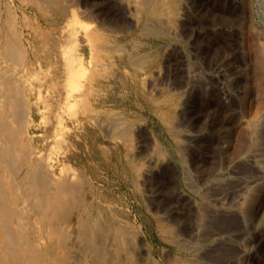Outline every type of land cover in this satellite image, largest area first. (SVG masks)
I'll return each instance as SVG.
<instances>
[{
	"label": "rangeland",
	"instance_id": "rangeland-1",
	"mask_svg": "<svg viewBox=\"0 0 264 264\" xmlns=\"http://www.w3.org/2000/svg\"><path fill=\"white\" fill-rule=\"evenodd\" d=\"M48 1L51 2L2 0L0 3V25H4L5 34L11 38L15 34L21 37L20 43L28 52L27 62L37 69L25 79L23 95L29 99V106L35 109V113L28 118L29 128L21 136L29 144L27 148L32 155L37 153L47 158L54 175L52 180L57 181V184L51 182V189L57 195L62 192L67 200L60 207L52 205V198H48L51 209L44 203L41 208L38 206L42 211L36 206L30 210L31 221L41 231L43 229L40 255L45 256L41 257V264H131L126 252L118 247L123 239L130 244L129 251L132 249L130 253L137 258L136 264L162 263L167 248L161 250L154 240L161 233L159 221L164 226H171L181 239L191 238L203 244L217 241L222 237L221 230L228 232L229 228L213 226L215 232L212 226L200 229L195 224L197 218L193 217L197 215L196 211H200L209 199L217 206H231L239 202L245 191L264 185V171L238 162L233 150V143L240 136L236 123L246 109V102L254 98V88H251L254 83L248 88L243 74L251 57L264 50V0H217L208 6L203 4L204 0H163L162 9L154 15L145 11L141 0ZM10 4L12 10L9 11L16 18L8 14L6 7ZM205 25L226 27L231 30L228 33L231 38L220 34L204 53L194 42L198 39L200 26ZM9 28L17 32L13 31L12 36ZM203 54H208L207 59ZM96 57L101 62L99 66L92 63ZM70 64L77 65L78 80L81 81L72 87L63 83L67 77L64 66L69 67ZM223 64H228L227 70L219 76L215 71ZM188 70H192L191 75ZM94 71L97 74L92 75ZM82 76H88L89 81L84 82L86 79ZM191 76L200 81L192 84ZM90 87L92 91H88ZM84 90L88 95L83 96ZM72 95L76 97L72 98ZM79 95L84 101L88 99V106L83 105L85 103ZM73 103H76L75 107ZM68 104L71 107L65 108ZM216 112L221 114V126L218 127L213 122ZM197 115L200 120H194ZM90 117H94L95 122ZM116 119L124 123V129L114 127ZM206 137H209L208 141ZM59 141L60 145L56 146ZM62 145L65 146L62 148ZM29 146L33 147L30 149ZM260 159L264 161V155H260ZM66 169L69 174H65ZM75 169L80 170V176ZM62 170L65 171L64 176ZM61 175L63 179L66 177L65 182ZM71 177L81 186L76 189L73 186L77 185L71 181L73 185L70 186L80 193L76 194L73 189L69 196L67 192L72 188L64 184L69 183ZM61 184L64 185L62 188L59 187ZM178 189L179 194L176 192ZM159 191L161 196L166 195L164 201L159 200ZM170 193L175 196L170 197ZM180 193L182 195L178 198ZM187 198L192 200L189 202L185 200ZM185 201L190 205L186 207L188 212L194 210L190 215L193 214L191 220L196 219L193 220L195 228H192L194 226L188 217L178 218L170 213L173 205L181 203L178 207L186 206ZM54 206L60 213L54 214ZM103 207L104 212L101 211ZM41 214L48 215L51 224H56L53 223V227L48 225V219ZM39 215L42 217L38 218ZM115 221L129 223L135 232L128 229L121 240L114 232ZM249 221L248 228L246 224L244 228L237 227L224 235L232 237L233 250L237 247L235 254L248 249L251 251L246 264H264V235H259L264 225L259 226L257 220ZM59 222H63V226ZM211 229L214 234H211ZM204 231L211 234L208 240ZM200 233L203 237L199 236ZM97 244L99 253L96 254ZM1 245L0 241V253L3 255ZM109 250L113 257H110Z\"/></svg>",
	"mask_w": 264,
	"mask_h": 264
},
{
	"label": "bare ground",
	"instance_id": "bare-ground-1",
	"mask_svg": "<svg viewBox=\"0 0 264 264\" xmlns=\"http://www.w3.org/2000/svg\"><path fill=\"white\" fill-rule=\"evenodd\" d=\"M42 1H44V0H42ZM137 1H140V0H137ZM204 1L205 2H203V4L205 3V5L207 4V6H208V4H210V2H212V1L215 2L217 0H204ZM48 2H50V1H48ZM141 2L143 4V6H144L145 11L146 12H151V14H153V15L158 13L162 9L163 0H141ZM0 3H2V0H0ZM50 3H52V0H51ZM7 4H8V2H7ZM6 8H8V11L12 10L11 9V4H10V7L8 5ZM8 14L9 15L11 14L10 16L12 18L15 17V16H13V12L9 11ZM152 19H155V18H152ZM159 19H162V22L164 21L162 17H160ZM13 22H14V19H13ZM196 24H199V23H196ZM158 25L159 24H157V27H158ZM153 27H156V25H153ZM14 28L17 29L16 27H14ZM15 29L12 30V28L11 29L9 28V32H10V34H12V36H13L14 32L15 33L17 32ZM147 29H148V27H147ZM166 29H168V28H166ZM164 31H167V30H164ZM168 31H169V29H168ZM195 31L197 32V30H195ZM161 32H163V31H161ZM229 32H231V30L226 29V27H216L215 28V27H212V26H209V25H205L203 27L200 26V29H199L198 35H197L198 39L196 40V43L194 42V45H197V48H200L205 53L207 51V49L211 46L213 41L215 39H217V37L220 34L223 35V33H224V35L225 34L226 35H230L229 38H231V34H228ZM173 33L175 34L176 32L173 31ZM16 35L17 34H15V37L13 36V38L8 37L5 34L4 25L3 24L0 25V241H1V244H2L1 247L3 246V248H4V251H2V252H4L3 255L0 253V264H41V262H42L41 261V259H42L41 257L45 256V254L44 255L42 254L43 256L40 255V253H41L40 252V244L42 242L41 239L43 237V233H42L43 229L41 231V229L37 228L35 226L34 222L31 221L32 218H31V211L30 210H31V208L34 209L33 207H35V206H36V208L38 206L41 208V206H43L44 203H45V206L47 205V208H50L51 205L49 203L50 200L48 198H52L51 199L52 205H56L57 204L60 207L62 205L64 206L66 204L67 200L65 199V197H63L64 194H61L62 192L60 193V195L59 194L57 195V193H54V189H51V182L53 181L52 178H53L54 175L52 176V169L49 166V164H47V158L44 159V157L40 156L41 154L39 155L37 153H33L34 155H32L31 154L32 152L30 153V151H28V148H27V146L29 144H26L25 141L23 140V137L21 136L29 128L30 121H29V124H28V118L30 117V115L33 116L34 113H35V111H34L35 109H33V108H31L29 106L30 105L29 99H26V97L23 95L24 88L26 87L25 79H27L28 77L32 76L35 72H37V69L33 65H31L30 63L27 62L28 52L25 50L26 48L23 47V45L20 43L22 41V40L20 41L21 37L19 38V36L18 35L16 36ZM223 41H221V42H223ZM194 45H193V47H194ZM103 46L105 48V45H103ZM212 46H213V44H212ZM262 46H263V44H262ZM96 47L98 49V46H96ZM119 48H122V47H119ZM262 49H264V48H262ZM256 51H257V49H256ZM263 51H257L254 54V57H251V60L248 62V66H247V68H246V70H245V72L243 74L245 80L248 83V88H249V86H250V84L252 82L254 83V85L251 84L253 86V87L251 86V88H254L253 89L254 98L251 101H249V103L246 102L247 103L246 109L244 110L243 114L240 115V118L238 117L239 120L236 123V128H237V131L239 132L238 134L240 136L237 139L238 141L236 140V142L233 143V150H234V153L236 155L235 157H236L237 161L240 162V163H243V164H247V166L251 165L252 167H256L260 171H264V163H263L264 161H261V159H260V155L261 156L264 155L263 154L264 153V54H263ZM94 52H93L92 55H94ZM95 54H97V52ZM208 54H206V55H208ZM203 55L206 57L205 54H203ZM93 57H95V56H93ZM64 58H66V57H64ZM130 58H131V56H130ZM95 59H96V61H99V60H97L98 59L97 57ZM95 59H94V62H92V63L93 64H97L99 66L101 62L99 61L98 63H95L96 62ZM206 59H207V57H206ZM225 59H227V58H225ZM64 61H65V59H64ZM75 64H76V62H75ZM227 65L228 64H226V65L223 64V65L217 66V69L215 71V72H217V75L220 76V75L225 74L226 73L225 71L227 70V68H226ZM64 67H65V70L67 71V73H66L67 77L65 79H63L64 80L63 83L67 84V86H71V87L74 86L75 83H79L80 84L81 81L78 80L77 65L75 66L74 64L73 65L70 64L69 67H67V65H65ZM95 67H94L93 70H95ZM91 68H92V66H91ZM86 70H88V67L86 68ZM91 70L92 69H90V71ZM97 71L96 72L94 71L91 74L92 75L94 73L97 74ZM191 71L192 70H190V72ZM190 72L188 70V73H190ZM81 73L79 75H81ZM191 73H190V75H191ZM86 75H84V76H86ZM92 75H90L91 81H92V78H91ZM214 75L216 76V74H214ZM214 75H213V78H215ZM84 76H82V78ZM87 77L83 78V79H86V80H84V82L85 81H87V82L89 81V80H87ZM191 81L193 82L192 84H195V82H197V81L199 82L200 80H197L195 76H191ZM244 83H246V82H244ZM77 88L80 89L79 87H77ZM80 90H82V89H80ZM92 90L93 89L91 88V90H88V91H92ZM84 93L85 94L83 96H85L86 94L88 95V92L85 91V90H84ZM77 94H79L78 91H77ZM241 95H242V93H241ZM81 96L79 95L78 97H80L82 99L83 96L82 97ZM75 97H76L75 95H72V98H75ZM241 99H243V97ZM82 100L84 101V98ZM82 100H81V102H83ZM87 100L84 101L85 104H83V103H78V104H83L85 106H88L89 104L87 103ZM65 102L66 101L64 100V103ZM219 102H221V101H219ZM219 102L217 104H219ZM244 102L245 101H243L242 103H244ZM75 104L73 105L74 107H75ZM228 104H230V103H228ZM69 106L70 105L68 104V106H65V108H67V107L69 108ZM90 107H91V105H90ZM218 107H219V105H218ZM85 108H87V107H85ZM240 108H243V107H240ZM211 109H213V108H211ZM218 109H220V108H218ZM67 110L68 109H66L65 111H67ZM82 111L85 114V111L83 109H82ZM226 111L229 112V110H226ZM63 112H64V108H63ZM194 112H197V110H194ZM194 112H193V114H194ZM199 112H200V110H199ZM87 115L90 116V114H87ZM43 116H45V115H43ZM226 116L227 117H229V116L231 117V114L229 113V116L228 115H226ZM44 118H46V117H44ZM93 118H91V120H94ZM220 118H221V114H219V112H216V114L214 115V119H213L215 121H213L211 119L214 122V126L215 127H218L221 124V119ZM197 119H198V115L195 116L194 120H197ZM224 119L226 120L227 118L224 117ZM44 120L45 119H43V121ZM47 120H49V119L47 118ZM198 120H200V119H198ZM93 122H95V120ZM54 124H55V122H54ZM123 124L124 123L120 119H116L114 127H117L119 130H122V129H124ZM224 125H225V123H224ZM106 126H108V125H106ZM112 126H113V124H112ZM66 129H68V128H66ZM128 131H131V130H128ZM227 131H229V130L227 129ZM129 133H131V132H129ZM220 133H221V131H220ZM222 133H224V131H222ZM222 135H224V134H222ZM226 136H228L227 133H226ZM224 137H225V135H224ZM206 138H207V141H208L209 137H206ZM26 140H28V137L26 138ZM32 143H33V141H32ZM33 145H35V144H33ZM59 145H60V141H59V144H57L56 146H59ZM63 146H65V145H62L61 147L63 148ZM228 146H226V147H228ZM31 147H33V146H31ZM31 147H30V149H31ZM181 148H182V145H181ZM223 148L225 149V147H223ZM36 149H37V147H36ZM66 153H64V154L66 155ZM63 156L64 155H62V158H63ZM45 157H47V156L45 155ZM62 163H64V162H62ZM236 164H238V163H236ZM211 166H213V165H211ZM214 166H213V168L217 167V166H215V167ZM243 166H245V165H242V167ZM64 167H62L61 169L65 170ZM199 167H200V165H199ZM208 168H209V171H210V167H208ZM67 169H69V168H67ZM200 169L202 171H204L201 167H200ZM64 170H62V173H61L62 175H63V172H65ZM75 170L78 171L77 169H75ZM79 171L76 172V173H78L77 175L80 176V174H79L80 172ZM75 172H74V174H75ZM198 173L200 175V172H198ZM65 174H69L68 170H67V172ZM72 174L73 173L71 172L70 176H72ZM62 175H61V177H62ZM77 175H76V178H77ZM207 175H209V173ZM58 178L59 177H57V179ZM62 179H63V177H62ZM64 179H63V181H64ZM157 180H155V181H157ZM213 180H215V179L213 178ZM68 181H69V183L66 182L64 184V185L68 184L69 185V186H67L68 188H72L71 186L73 184H70L71 181L76 184V182H74L75 179H73V177H71V179H69ZM87 181L88 180H86V182ZM55 182L57 184V181H53L54 184H55ZM167 182H168V180H167ZM62 185L63 184L59 185V187L62 188ZM220 185H218V187H220ZM225 185H228V184H225ZM80 186L81 185H79V186L78 185L77 186L74 185L73 187H76V189L78 187V189H79ZM67 187H66V189H67ZM161 188L162 187H160V189ZM221 188H223V187H221ZM232 188H234V187H232ZM55 189H59V188L55 187ZM66 189H64V191H66ZM73 189L76 190L75 188H72V189H69V190L67 189L68 190L67 194L68 195L70 194L69 191H71V193H72ZM155 189H158V188H155ZM56 192H58V191L56 190ZM161 192H162V189H161ZM161 192L159 191V193L157 195L160 196L159 200L162 201L163 198L166 197V195H165V197H163V195L161 196ZM169 192H171V191H169ZM176 192H178V194H179V189ZM77 193L79 194L80 190H76V194ZM174 193H175V191H174ZM220 193H221V191H220ZM173 194H171L169 196L171 197ZM181 195L182 194L180 193L178 198ZM69 196H71V195H69ZM173 196H175V195H173ZM173 196H172V198H173ZM169 200H171V199H169ZM185 200H188L190 202V200H192V199L190 198V200H189L187 198ZM209 200L205 201L204 207L202 209H200V211H196L197 215L193 216V217L197 218L198 221L195 218L193 220L197 221V222L195 221V224H197L200 229H204L205 230L207 228L209 229L208 226H212V227L213 226H218V228H220V229H223V228L224 229H226V228L228 229L229 228L228 230L233 231L237 227L238 228L241 227V226L243 227L246 224H247V228H248V224L250 225V223H249L250 221L249 220H253V221L257 220L259 226H262V224L264 225V185L261 186V184H260V186H257L256 189H254V190L245 191L241 195V198L239 199V202L236 201V204L234 203L231 206H227V207H225V206H217V205L213 204L212 202H210ZM177 201L179 202V200H177ZM54 202H55V204H53ZM162 203H164V202H162ZM182 203H184V202H182ZM186 203L187 202L185 201L184 205H186ZM180 204L176 205V206L173 205L171 207L170 213L174 217H178V218L179 217H188L187 219L190 221L192 219L191 217L193 215V214L192 215H190V214L194 210L191 213H190V211L188 212L187 209H189V208H186V207L189 205V203L186 206H183L182 208H180L181 207ZM169 205H171V204H169ZM162 206H163V204H162ZM178 206H180V207H178ZM44 207H42V208L45 209L46 207L45 208ZM189 207H190V205H189ZM200 207H201V205H200ZM55 209H54V214L55 213H60V212H58V207H55ZM97 210H98V208H97ZM40 211H42V209H40ZM101 211L104 212V207L102 208ZM105 212H106V210H105ZM108 214H109V212H108ZM35 215H37V214H35ZM41 215H43V214H41ZM105 215H106V213H105ZM40 217H42V216L39 215L38 218H40ZM44 217L46 219H48V215H47V217L46 216H44ZM99 217H100V215H99ZM101 217H103V216H101ZM174 217H173V219H174ZM56 219H59V218H56ZM112 219H114V218H112ZM184 220H186V218ZM188 220H186V221H188ZM193 220H191L190 223L193 224ZM36 221H37V218H36ZM48 221L50 223L47 222V221L46 222L48 223V225H51L52 227L54 226V224H56L54 222H52V224H51V220H49V219H48ZM121 221H119V222L115 221L117 224L114 223V222L113 223L116 224L115 229H114V232L116 233V237H118V238H120L122 240L123 239L122 236L125 233V231H127L129 229V230H131V232H135V229L133 228V226L129 227V223L121 222ZM181 221H183V220H181ZM37 222H35V223H37ZM47 223L45 225H47ZM59 223L62 224L63 222H59ZM95 224H97V223H95ZM101 224L102 223L100 222V224H98V227ZM192 224H190V226H189L190 228L195 225V224H193V225ZM62 226H63V224H62ZM104 226H106V225H104ZM158 226L160 228L161 233L154 240L160 246L161 250L167 248V252L163 254L164 262L158 263V264H214L213 262H215V261H217V262L221 261L220 263H223V264H246L245 262L247 261V258H249V256L251 255V251L249 249L248 250H244V252H243V249H242V252H243L242 254H239V253L235 254V253H237V252H235L237 250V247H236V249L234 251L233 248H232L233 247L232 245H235V244L230 242V241H233L232 237L230 235H224L225 233H228L230 231H228V232L225 231L224 232L223 230H221L222 231V232L220 231L222 233L221 234L222 235L221 238H219L217 241H210V242H207V243L203 244V243H200V241L191 240V238L190 239L188 238V240H191V241H188L187 239H183V237H182V239L177 237L174 234L175 232H173L174 230L171 229V226L162 225V221L158 222ZM182 226H183V224H182ZM187 226H188V224H187ZM195 226L192 227V228H195ZM185 227H186V225H185ZM43 228H46V227H43ZM59 228H61V227H59ZM199 228H198V231H199ZM218 228L216 227L217 233H219L218 232L219 231ZM247 228L245 226V229H247ZM95 229L96 228H94V233H96ZM181 229H182V227H181ZM213 229H214V227H213ZM188 230L186 231L187 233H188ZM196 230H197V227H196ZM189 231L192 232L191 230H189ZM198 231H196V232H198ZM210 231H211V234H214L212 232V229ZM202 232L203 231H201V233ZM207 232L204 231V233H206V234H207ZM214 232H215V229H214ZM201 233L199 234V236L203 237L204 234L202 233V235H203L202 236ZM196 234H194V235L196 236ZM211 234L209 233V235L208 234L205 235V236H207L206 240H208L210 238V237L208 238V236H210ZM229 234H231V233H229ZM256 235H257V232H256ZM259 235L263 237V235H264V226L262 227V230L259 231ZM95 236H97V234ZM111 236H110V238H111ZM199 236L197 238H199ZM219 236H220V234H219ZM99 239H97V241ZM49 240H50V238H49ZM95 241H96V239H95ZM45 243H46L45 245H47V242H45ZM54 245L55 244L53 243V246ZM106 245H108V244H106ZM128 245L130 246V244L126 240L123 239L122 241H120L118 247H120L119 249L121 251L126 252L127 259H128V261H130L131 264H136V259L137 258L135 259V257L133 256V253L132 254L130 253V251L132 249L129 251V246ZM53 246H52V248H53ZM96 246H97L96 249L98 248L97 250L95 249L96 250V254H97V253H99V247H98L99 245L97 244ZM94 248H95V246H94ZM107 250H108V248H107ZM239 250H240V248H239ZM101 251L102 250H100V252ZM109 252H110V250H109ZM238 252L241 253V251H238ZM110 254H111V252L109 253V255ZM111 255H113V254H111ZM111 255H110V257L114 256V255L113 256H111ZM119 258H120V256H119ZM218 259H219V261H218ZM44 260H46V259H44ZM212 260H215V261H212ZM90 261H92V260H90ZM95 261H97V260H95ZM107 261H109V260H107ZM87 262H89V261H87ZM217 262H215V263H217ZM261 262H262V260H261ZM89 264H93V263L90 262Z\"/></svg>",
	"mask_w": 264,
	"mask_h": 264
}]
</instances>
